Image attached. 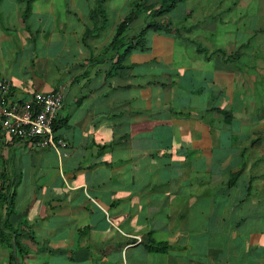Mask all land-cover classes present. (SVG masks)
<instances>
[{
	"label": "crops",
	"instance_id": "obj_1",
	"mask_svg": "<svg viewBox=\"0 0 264 264\" xmlns=\"http://www.w3.org/2000/svg\"><path fill=\"white\" fill-rule=\"evenodd\" d=\"M92 6L36 0L24 21L20 0H0L12 100L65 98L59 149L0 139V264H264V28L229 48L204 24L186 46L152 33L123 68L108 46L124 8L91 32ZM245 44L234 62L212 54Z\"/></svg>",
	"mask_w": 264,
	"mask_h": 264
},
{
	"label": "trees",
	"instance_id": "obj_2",
	"mask_svg": "<svg viewBox=\"0 0 264 264\" xmlns=\"http://www.w3.org/2000/svg\"><path fill=\"white\" fill-rule=\"evenodd\" d=\"M36 0H20L24 6L23 19L26 21L32 12V5ZM111 0H92V11L90 12L91 32H98L107 28L110 22L107 4ZM188 0H130L126 8L124 18L117 24L115 34L108 46L112 58H117L116 65L125 67V63L130 54L134 51H145L148 49L149 35L152 33L173 35L176 39L181 38L183 32H191V28L183 26L184 20L188 18L184 12V5ZM183 8V9H182ZM171 15V17H170ZM165 19V20H164ZM142 21L141 28L136 34L131 33V26ZM144 25V26H143ZM257 31H255V34ZM253 36V37H254ZM252 39V38H251ZM248 44L242 45L237 51L228 54L225 49L219 48L214 55L220 54L225 62H234L242 56V49ZM201 47V46H200ZM199 52L209 56L208 49L201 47ZM228 122L231 116L226 111H222ZM55 123V130H56ZM5 202L10 203L11 197L4 198ZM16 245H17V241Z\"/></svg>",
	"mask_w": 264,
	"mask_h": 264
},
{
	"label": "built area",
	"instance_id": "obj_3",
	"mask_svg": "<svg viewBox=\"0 0 264 264\" xmlns=\"http://www.w3.org/2000/svg\"><path fill=\"white\" fill-rule=\"evenodd\" d=\"M10 81L0 77V139L9 136L17 141L31 143L36 148L59 149L63 140L55 134V123L64 107L60 92L36 93L33 103L14 102ZM137 237V242H141Z\"/></svg>",
	"mask_w": 264,
	"mask_h": 264
},
{
	"label": "rangeland",
	"instance_id": "obj_4",
	"mask_svg": "<svg viewBox=\"0 0 264 264\" xmlns=\"http://www.w3.org/2000/svg\"><path fill=\"white\" fill-rule=\"evenodd\" d=\"M129 1L130 0H111L108 2L107 10L109 11V18H110L111 23L114 20L112 18V16H114V14L111 11L112 10L115 11L116 9L119 10V9H121V7H123L124 8V15L122 17V19H123L125 16V10H127L126 8L128 7ZM214 3H220V5L216 4V5L212 6V4H214ZM199 4H202V7H200ZM247 6H249L250 8ZM184 9L189 10V11L191 10L190 11L191 16L184 20L183 26H185L186 29L191 28L195 25H198L200 27L199 29H197L195 27L191 28V32H187V30H185V32H183V34H182L183 36L181 38H179V41H181V43H183L185 46H186V43L184 42V39H183V37L185 38V36H188L191 39H195V38H198V35H200V34H202L203 36L209 35L208 33L204 32V30L202 29L203 24L207 25L208 30H211V31L213 29H215V31H221L222 29H223L222 31H228V34H226V36L224 38L225 39L228 38L229 41H226V42L224 40H222L223 42L220 41L221 46H225L226 48H229L230 41L232 39H235V34H237V37H238V33H235L236 30H238V29L243 30L245 27L247 29H249V27L257 28L256 26H258V25L255 23L256 20H258L260 27L264 28V26H263L264 20L261 21V18L258 17L259 12H260L259 14L261 17L264 15V0H218V1L188 0L187 3L184 5ZM198 9L204 10L205 14L201 15V16H197L196 12L198 11ZM248 9H250V10H248ZM258 9H263L262 10L263 12L262 11L258 12ZM226 10H228L229 12H226ZM218 11H220L222 13L217 15ZM201 13H203V11H201ZM211 18H213L214 21H211L212 20ZM214 18L219 19V20H221L223 18L225 23L224 24L218 23V20H215ZM209 22H211V23H209ZM141 23H143V22L141 21ZM138 28L140 30L141 27L138 25ZM138 28H137V30H138ZM195 29H197V30H195ZM251 30L254 31L255 29H251ZM253 36H254V33H253ZM239 37H240V35H239ZM241 37L243 38L242 35H241ZM251 37H252V35H251ZM199 38L201 39L203 37L199 36ZM260 38H262V35H260V34L257 35V39H260ZM257 39L254 38L253 40H251V43L256 42ZM189 40L190 39L186 40L187 45L189 46V50L195 51V49L198 47L196 45L194 46V44ZM188 41L190 43H188ZM259 91L260 90L258 87L257 95H258ZM263 95L264 94H262V96H260V98L258 99V101L260 103L263 102V99H264ZM261 97H262V99H261Z\"/></svg>",
	"mask_w": 264,
	"mask_h": 264
}]
</instances>
